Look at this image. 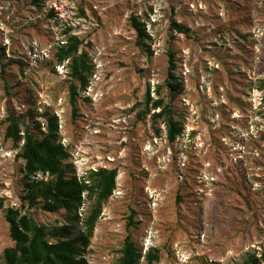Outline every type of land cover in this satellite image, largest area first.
Masks as SVG:
<instances>
[{
  "label": "rangeland",
  "instance_id": "rangeland-1",
  "mask_svg": "<svg viewBox=\"0 0 264 264\" xmlns=\"http://www.w3.org/2000/svg\"><path fill=\"white\" fill-rule=\"evenodd\" d=\"M0 0V256L15 246L5 220L20 209L40 225L66 223L65 212L29 209L19 146L7 140L9 111L46 130L56 115L67 162L79 178L117 169L88 264H114L135 212L133 241L158 264H243L264 252V0ZM146 28L138 45L131 26ZM176 22L189 35L172 30ZM67 29L83 41L94 67L78 116L69 103L67 63L56 54ZM170 52L183 90L168 94ZM10 92L1 78L4 66ZM164 98L184 131L170 143ZM24 131L25 129L22 128ZM49 180L48 176L39 175ZM85 201L81 217L90 211ZM0 264L1 261H0ZM144 264V263H143Z\"/></svg>",
  "mask_w": 264,
  "mask_h": 264
},
{
  "label": "trees",
  "instance_id": "trees-1",
  "mask_svg": "<svg viewBox=\"0 0 264 264\" xmlns=\"http://www.w3.org/2000/svg\"><path fill=\"white\" fill-rule=\"evenodd\" d=\"M39 6V1H34ZM131 26L138 34V45L147 46L150 39L144 25L131 17ZM172 30L179 34L189 35L191 30L181 24L172 22ZM66 43L56 54L59 66L67 63L70 78L69 103L74 119L78 116V102L81 93L87 91L90 78L93 75V64L90 55L83 50V41L71 35L72 29L65 31ZM170 70L167 79V89L170 98L180 94L183 83L176 76L175 53L170 52ZM6 68L3 67L1 78L5 82L7 93L10 87L6 81ZM260 90L264 92V81L260 82ZM172 99L166 102L164 98L154 101L147 95L145 111L141 118L150 114L151 110H161L153 116L154 122L163 119L167 127L170 143L176 142L184 131L175 110ZM264 104V100H263ZM6 139L19 146L24 142L20 158L24 162L22 173L25 196L24 204L29 209H40L48 214L65 212L66 223L62 226L40 225L32 216L22 213L20 209L9 208L5 220L9 225L10 238L14 247L7 248L0 256L2 264H88V252L91 240L99 222L105 204L117 189V169H99L91 172L85 178H79L72 166L67 162L71 158L69 149L62 143L60 123L56 115L48 116L46 130L39 124L27 123L25 119L16 117L9 111L7 118ZM22 128L25 130L23 131ZM39 175L49 178L40 179ZM85 201L90 203V211L86 217H81ZM4 203L0 201V210ZM135 212L128 219L126 237L120 256L114 264H158L161 259L160 250L152 248L144 256L133 241L130 230L137 227L134 221ZM243 264H264V252L260 257L249 254Z\"/></svg>",
  "mask_w": 264,
  "mask_h": 264
}]
</instances>
